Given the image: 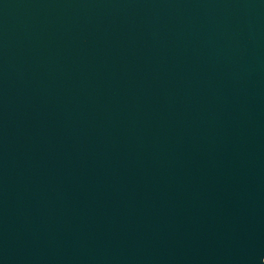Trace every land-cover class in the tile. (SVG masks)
<instances>
[{
	"label": "water",
	"instance_id": "water-1",
	"mask_svg": "<svg viewBox=\"0 0 264 264\" xmlns=\"http://www.w3.org/2000/svg\"><path fill=\"white\" fill-rule=\"evenodd\" d=\"M0 264H264V0H0Z\"/></svg>",
	"mask_w": 264,
	"mask_h": 264
}]
</instances>
